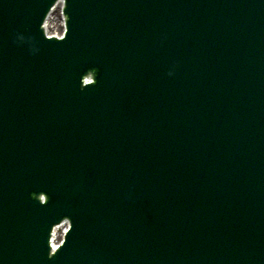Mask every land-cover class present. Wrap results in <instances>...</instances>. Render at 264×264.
<instances>
[{
    "label": "water",
    "instance_id": "water-1",
    "mask_svg": "<svg viewBox=\"0 0 264 264\" xmlns=\"http://www.w3.org/2000/svg\"><path fill=\"white\" fill-rule=\"evenodd\" d=\"M0 264H264V0H0Z\"/></svg>",
    "mask_w": 264,
    "mask_h": 264
},
{
    "label": "bare ground",
    "instance_id": "bare-ground-1",
    "mask_svg": "<svg viewBox=\"0 0 264 264\" xmlns=\"http://www.w3.org/2000/svg\"><path fill=\"white\" fill-rule=\"evenodd\" d=\"M56 22H57V19H56L54 16H51V17L49 18V20H48V26H49V23H54V24H56Z\"/></svg>",
    "mask_w": 264,
    "mask_h": 264
},
{
    "label": "rangeland",
    "instance_id": "rangeland-1",
    "mask_svg": "<svg viewBox=\"0 0 264 264\" xmlns=\"http://www.w3.org/2000/svg\"><path fill=\"white\" fill-rule=\"evenodd\" d=\"M54 16H55V15H54ZM58 27H59V26H58ZM59 28H60V27H59ZM59 28H58V29H59Z\"/></svg>",
    "mask_w": 264,
    "mask_h": 264
}]
</instances>
